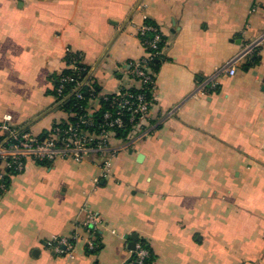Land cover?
I'll use <instances>...</instances> for the list:
<instances>
[{"label": "crops", "instance_id": "0c3cea01", "mask_svg": "<svg viewBox=\"0 0 264 264\" xmlns=\"http://www.w3.org/2000/svg\"><path fill=\"white\" fill-rule=\"evenodd\" d=\"M145 19L164 46L144 132L111 141L105 179L98 156L27 160L0 194V264H133V235L153 264H264V44L223 69L264 33V0H0V119L37 137L66 121L52 87L70 54L97 90L90 110L136 87Z\"/></svg>", "mask_w": 264, "mask_h": 264}, {"label": "built area", "instance_id": "2783aa9c", "mask_svg": "<svg viewBox=\"0 0 264 264\" xmlns=\"http://www.w3.org/2000/svg\"><path fill=\"white\" fill-rule=\"evenodd\" d=\"M146 19L139 27L138 37L145 32H153L152 39L146 43L152 50L157 49L160 42V34L152 26L145 24ZM264 44V33L257 39L248 44L242 52L234 59L228 61L224 66V71L229 76L235 75L236 63L239 59L251 55L261 45ZM142 58L132 61L128 64L127 74L132 81L137 83L139 88H145L150 92L151 100H147L144 93L127 94L128 89H121L113 94L111 106L115 112H105L102 115L100 123L95 125L86 116H80L74 124L62 126L58 124L50 129L48 134L42 138L34 136L29 131L18 129L12 124V118L5 115L0 119V161L1 168H6L15 174L24 171L26 161L34 162H54L57 160H67L74 163H82L87 157L93 155L101 159L100 178H108L111 174L112 162L119 156L120 148L112 147L111 141L114 140V129H125L126 122L123 114L127 113V124L131 125V130L127 137L122 140L127 143L133 141L136 135H142L143 127L149 121V111L151 101L154 99L156 88V75L150 68V61L161 54L146 52L145 48ZM71 70L76 71L74 65L68 66ZM88 74V73H87ZM87 77V75H86ZM85 77V79H86ZM85 79L76 81L73 77H59L56 87V98L61 99L64 96L65 84L72 83L67 96H74L76 99H82L81 89L87 85ZM214 88L215 86L212 85ZM206 95L203 87L200 86L193 94L194 97ZM66 96V97H67ZM105 98V97H104ZM66 99L65 97L61 100ZM94 127L96 131L88 132L85 128ZM8 174L0 172V191L6 190L4 179ZM97 182V181H95ZM89 230L94 231L97 227V218L90 214L87 224ZM49 248L57 255H64L73 258L74 246L68 238L54 237L48 242ZM87 247H94L92 241H88ZM148 257V251L144 249L139 242H136L132 255L133 264H144Z\"/></svg>", "mask_w": 264, "mask_h": 264}, {"label": "trees", "instance_id": "16d2710c", "mask_svg": "<svg viewBox=\"0 0 264 264\" xmlns=\"http://www.w3.org/2000/svg\"><path fill=\"white\" fill-rule=\"evenodd\" d=\"M145 24L154 27L156 29V32L160 34L161 39H160V42L157 44V49L152 50L149 48L148 44L146 45V43H148L152 39L154 33L153 32H145L142 36L138 37L142 47L145 48L146 52H149V53H157L159 51H162V48L164 46V39H163L158 27L153 22H151L150 20H146ZM161 57H162L161 54L156 55L152 59V61H150V63H149L150 68L155 75H157V72H158V69L160 66V62H161ZM65 63H66V68L62 71V73L58 77H56L55 82L53 83V87H52V95L55 98L56 103H58L59 108L61 110H63L68 115L66 121L61 123V125L66 126L68 124H74L78 121V118L80 116L84 115L87 118H89L96 127V124L100 123L102 115L105 112H108V111L112 112V113L115 112L114 106L113 107L111 106L113 94L98 98L97 109L96 110H94V109L90 110L89 109V101L91 99L97 97V94H98L97 90H93L92 93H86L85 87H83L81 89L82 99L78 100L74 96H70V97L67 96L69 94L71 88L73 87L72 83H67V84H65L64 96L60 100L57 99L55 90H56V87L58 84L59 77H68L69 76V77H73L76 81H83L85 79L87 73L89 72L88 67L83 63V61L79 55H75V54L68 55L65 59ZM69 65H74L77 68V70L76 71L71 70L68 67ZM125 93L131 94V95H134V94L136 95L138 93H144V95L147 97V100H151L150 92L147 91V89H145V88L140 89L138 85L136 87H133V88L126 90ZM64 97L66 99L61 101ZM153 102H154V100L151 101V106H152ZM151 106H150V109H151ZM123 119L126 122L125 129H114L113 130L114 139H116V140H124L131 130V125L127 124V119H128L127 113L123 114ZM85 129H86L85 131H88L90 133L93 131H96V129L94 127L85 128ZM25 131H28V130H25ZM38 138L40 139L42 137H38ZM0 172H6L8 174L4 179V183H5L6 189H7L8 185H9L10 177L12 175H16V174L13 173L12 171L7 170L6 168H1V161H0ZM3 192L4 191H0V194ZM138 242L141 244V246L144 249H146L148 251V257L146 258L144 264H153L155 257L152 255L147 244L144 241H138Z\"/></svg>", "mask_w": 264, "mask_h": 264}, {"label": "water", "instance_id": "95a60500", "mask_svg": "<svg viewBox=\"0 0 264 264\" xmlns=\"http://www.w3.org/2000/svg\"><path fill=\"white\" fill-rule=\"evenodd\" d=\"M136 242H137L136 236H134V235L131 236L130 237V242H129V245H128V249H129V251L131 253L130 258H129V262L132 261V255H133V251H134Z\"/></svg>", "mask_w": 264, "mask_h": 264}]
</instances>
